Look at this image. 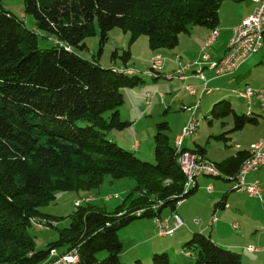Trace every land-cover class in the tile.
Returning a JSON list of instances; mask_svg holds the SVG:
<instances>
[{
  "label": "trees",
  "instance_id": "16d2710c",
  "mask_svg": "<svg viewBox=\"0 0 264 264\" xmlns=\"http://www.w3.org/2000/svg\"><path fill=\"white\" fill-rule=\"evenodd\" d=\"M23 1L24 14L34 17L35 30L28 29L24 17L5 9L0 0V264H54L71 250L79 257L75 264H126L120 259L122 228L136 219L155 220L165 208L174 212L197 190L200 177L237 183L253 147L221 164L204 158L199 148L201 156L192 154L211 163L218 176L202 174L195 188H186L180 158L189 152L173 144L166 134L168 122L157 124L154 163L107 138L109 132L129 126L121 121L120 108L126 103L127 89L139 87L144 79L120 66L103 67L99 59H86L79 52L88 49L86 39L95 36L97 29L99 55L114 29L130 33V45L146 36L153 51L174 49L191 27L216 30L219 9L226 0ZM37 32L49 34L58 44L40 48ZM113 57H118L117 51ZM130 57V51L119 56L123 66ZM150 71V78L160 77L161 71ZM212 115L217 120L233 115L234 131L255 120L238 116L227 101L216 104ZM188 136L182 133V139ZM50 160L46 170L57 167L67 176L63 169L69 168L73 175L67 180L45 179L44 163ZM108 176L133 179L138 185L134 189H142L127 198L128 209L122 204L107 212L89 203L96 199L89 195ZM58 191L89 195L79 199L84 201L76 205L69 228L56 227L60 239L37 250L30 228L37 217L47 216L42 209L56 199ZM184 249L194 253V264H245L239 252L215 244L204 233H194ZM249 249L264 253V247ZM100 252L108 255L99 260ZM150 261L172 264L167 252L155 253ZM135 264L144 263L140 259Z\"/></svg>",
  "mask_w": 264,
  "mask_h": 264
},
{
  "label": "crops",
  "instance_id": "0c3cea01",
  "mask_svg": "<svg viewBox=\"0 0 264 264\" xmlns=\"http://www.w3.org/2000/svg\"><path fill=\"white\" fill-rule=\"evenodd\" d=\"M256 7L257 5L253 0H226L219 9V25L217 27L220 29V31H218L219 37L211 47L206 50L203 49L210 35L216 30L212 32L210 28L205 27L207 30L200 31L206 37H201L198 41L193 42L190 47L173 50L174 54L164 56L165 64L161 70L160 77H158V79H150L152 81H157L164 78L173 82V85L172 83L166 84L165 88L167 93L164 91V93L160 94L151 93L152 98L149 101L150 104H148L145 99V92H141V94H143L141 98H139L140 90L137 88L129 93H127L128 91L126 92V101H130V104L132 103L130 93L133 92L132 95L135 99L139 98V100L142 99L145 101L148 111L154 108L155 103L164 106L168 110L176 106L179 109L187 111L189 118L188 120L186 118L183 120V128H186V125H188L191 120L198 121L195 117L196 111L199 106L202 105L205 98L208 96L212 97L213 100L209 107L212 116V119L208 122L209 130L217 129L222 133L210 135L207 142L210 139H214L233 145H225V148L221 151V155L211 152L207 144L202 145L197 142L200 139L198 132L202 125V123L199 125L200 121H198V123L196 122L198 125V132L191 135L195 137L194 140L186 143L188 137L182 139V134L179 137L173 134L174 145L179 148V150H187L189 153H196L201 156L199 152H197L199 148H201L204 150V158L221 164L231 156H234L238 151H248L260 141L264 142V119L262 117L260 101L253 99L249 104L238 95V93L247 86L253 89L264 88V41L259 52L242 62L232 75L217 77L213 71L208 69L205 63H201V57L206 53L212 61H219L225 56L232 31L235 27L239 26L245 18L252 15ZM194 32H196V30ZM176 62L184 64L199 62L200 64L194 65L192 70L186 75L175 78L178 68ZM199 73H202L201 75L206 79V88L208 90L206 92L204 90L205 82L197 78ZM189 85L193 86L196 90L195 96L191 95L186 90V86ZM149 87L157 89L160 86L159 84H152V82H150ZM153 98H155V100L152 104ZM222 101L229 102L231 108L238 116H246L255 120L246 124L243 129L234 131L235 118L233 115L226 117V119L228 118L226 121H223V119H213L212 110L216 104ZM240 105L241 107H239ZM230 117L232 118V122L229 120ZM215 122L220 123V125H218L220 127L215 126ZM136 146L138 149H136ZM136 146L133 147L134 150H139L140 145L137 144ZM246 181L248 183H253L255 181L259 182L263 188V197L261 199L251 197L245 191H237L234 189L236 181L222 178L213 179L200 177L198 179V188L194 194L202 190L204 191L205 198H201L197 195L192 197L193 194L186 201L179 203L174 212H163L162 217L164 216V220H167L169 226H171L174 224L175 216H178L183 221V224L188 226L187 230L190 233L197 231L195 233L199 232L209 235L215 244L239 252L245 260V264H264V254L250 253L248 251V247L252 252L254 251L252 249L254 247H264V166L258 171L248 174ZM211 185L213 186V192L210 194L207 187ZM198 202L199 206L195 204ZM185 206H190L188 212H182V208ZM195 212H197L196 214L202 213L201 218H203V222L201 218H198L200 220L199 225L193 226L191 223L192 218L196 216V214H194ZM213 215L217 216L218 221L215 224H211V222L209 224L210 218ZM198 227L199 229H196ZM148 230V237L145 241L157 240V242L153 243V249L147 250L148 256L152 258L155 253L161 252H167L169 254L171 242L167 241V239H169L168 237H160L157 235L155 220H153L152 223L150 222ZM152 241L147 242V244ZM143 243L144 242H139L137 246H134L138 248L141 247ZM141 260L143 261V259ZM179 261H181L182 264L186 261V264H188L187 260H183L182 258L178 260L174 259L171 263L176 264V262Z\"/></svg>",
  "mask_w": 264,
  "mask_h": 264
},
{
  "label": "rangeland",
  "instance_id": "374dc122",
  "mask_svg": "<svg viewBox=\"0 0 264 264\" xmlns=\"http://www.w3.org/2000/svg\"><path fill=\"white\" fill-rule=\"evenodd\" d=\"M2 4L5 9L14 12L20 17L23 16L26 21L27 28L30 30H35L34 17L31 15L24 14V1L23 0H2ZM195 30L196 32H194ZM200 30H207V29L205 27H200V26L191 27L189 34L184 33L179 37V44L176 48L160 49L158 51H153L150 49L149 41L146 36L140 37L132 45H130V38H131L130 33H124L120 29H114L109 35V41L103 47L104 49H103L102 54L99 55L100 37H99V30L97 29V33L95 36L86 39V44L88 46V49L85 50L84 52H79V53L81 54L82 57L89 59V60H92L93 58L99 59L100 64L103 67L109 68L113 66H120L119 68L123 69L122 71H126L129 74L140 75L144 79L145 83H142L139 87H136V88L140 90L139 98L143 96V94H141V92L143 91L145 92L144 93L145 99L148 102V99H149V97H147L148 94L150 93L160 94L164 92L167 93V90L165 88L166 84L172 83L173 85V82L168 81L164 78L159 79L157 81H152L150 79V73H151L150 70L153 67H155L154 61L156 57L160 56L163 61V64L153 69L155 70L159 69V71H161L165 64L164 56H169L170 54H174L173 50H176V49L179 50V48L184 49L185 47H190L193 42L198 41L201 37H206L203 35V33ZM216 30L220 31L219 28H217ZM37 33L39 35L38 46L40 48H49L52 45H54V43L58 44L57 41L55 42V40H53V38H49V34L45 32H37ZM116 51L118 52V57L114 58L113 53ZM125 51L131 52V57L129 59V62L127 63V66H123L122 65L123 61L121 58H119V56H122L123 52ZM177 65H178V68H177L176 74L177 72H179L183 75H186L193 68L191 66V63L184 64V63L178 62ZM199 74L197 78L205 82L204 90L206 92L208 91L206 88V79L201 76L202 73H199ZM150 82H152V84H159L160 87H158L157 89H153L149 87ZM127 90H128L127 93H129L133 89H127ZM188 92L191 95H194V96L196 95V90H194V93H192L191 91H188ZM130 94H131L132 103L130 104L129 103L130 101L129 102L126 101V103L120 108L121 121L129 122V126L121 130L115 129L112 132H109L107 134V138L109 140L111 139V140L116 141V143L120 147L135 153V155L138 156L140 159L146 162H149V163H154L155 162L154 160V138L157 133V124H160L162 122H168L169 130L166 132V134L169 136L173 144H175L173 134L176 137L181 136L185 128V127L183 128V125H184L183 120L185 118L188 120L189 114L187 113V111L183 109H179L176 106L173 107V109L168 110L164 106L158 105L157 103H155L154 108L152 110L148 111V108H146L144 100L142 99L139 100V98L135 99L132 95L133 92ZM154 100L155 98H153L152 104ZM212 100H213L212 97H209V96L205 98L202 102V105H200L198 110L196 111L195 117L196 119H198V121H200L199 125L200 123H202V125L199 128V132L197 131L198 127L196 126L195 127L196 131L193 134H196L198 132L200 135V139L197 142L202 145L207 144L208 149L211 152H214L217 155L219 154L221 155V151L223 148H225V145H233V144H228L227 142L225 143L223 141H217L214 139H210L207 142L208 137L210 135L222 133V132H219V130L217 129L209 130L208 122L209 120L212 119L211 109H209V107L211 105ZM239 107H241V105ZM227 119L224 118L223 121H226ZM229 120H231L232 122L231 117L229 118ZM198 121H195V123L196 122L198 123ZM214 124L215 126L220 125V123H217V122H215ZM194 139H195L194 136L188 137L186 139V143ZM137 144L140 145V149L134 150L133 147L136 146ZM136 149H138L137 146H136ZM227 149H230V148H227ZM262 149H264V145L262 146ZM51 163H52V160L48 161L47 163H44L43 176L45 177V179L51 178V181L54 179L67 180L66 178H68V176L73 175L71 169L69 170V168L63 169L68 172L67 176H63L62 175L63 173L61 174L60 169L57 167L51 168L50 171L46 170V167H50ZM52 165L55 166L54 164ZM136 186L138 185L136 181L133 179L114 180L110 176H108L106 177L102 186L98 190L93 191L90 195L88 193L86 194V193H81V192L80 194L82 195H80L76 191L56 192L55 193L56 199L42 209V211L47 216L37 217L36 224L30 228V234L35 239L36 249L45 250L48 244L58 241L60 239V234L58 230L56 229V227L58 226V229H66L70 227V224L72 223L71 218L74 215V212L76 211V207H77L76 203L80 201L79 200L80 198L86 197L88 195L96 198L94 201H91L89 203L97 208L105 209L107 212L115 211L122 204H125L124 209H128V207L130 206V200L127 198L130 197V194L140 193V191L142 190V189L135 190L134 188ZM196 195L201 198H205L204 191L202 190H200L199 193L198 192L195 193L192 197ZM132 197L136 198L137 194H134ZM195 204L199 206V202ZM189 210H190V206H185L182 208V212H188ZM163 212L172 213L170 208H165L162 211V213ZM162 213L160 216H158L155 219V225H156L157 235H159L160 237H168L169 239H167V241L171 242V246H169L170 260L172 261L174 259L178 260L182 258L183 260H187L188 264H194V261H195L194 253L191 251H188L187 249H184V244L188 240H190L193 234L197 231L190 233L187 230L188 226L186 224H183L184 226L176 229V218L178 216H175L174 224L169 226V222L167 220H164V216L162 217ZM196 213L197 212H195L194 214ZM201 215L202 213H198L196 214V216L192 218L191 224L193 226L199 225L200 222L196 223V219L198 218L200 219ZM212 218L213 216L210 218L209 224ZM56 219H58L60 223H58ZM179 219L181 220V218ZM153 220H154L153 218L136 219L131 224H129L125 228H122L119 231V238L123 244V251L120 255L121 256L120 259L123 262L125 261L124 263L135 264V262L140 259H143L144 264H149L151 262L150 261L151 258L150 256H148L147 250L148 249L152 250L153 243L157 242V240H154V239H153L154 241L152 240L145 241V240L148 237V232H149L148 228H149L150 222L152 223ZM201 220L203 222V218H201ZM196 229H199V227ZM149 241H152V242L147 244V242ZM139 242H144V243L141 247L137 248L136 246L137 244H139ZM64 249L65 247H62L59 249V251L57 250V252L60 253V251H63ZM74 252L76 251L71 250L65 254H61V256L62 258L66 256H71L72 254H74ZM107 255L108 254L106 252H100L97 257L99 258V260H102ZM184 262H185L184 264H186V261ZM176 264H182V262L179 261V262H176Z\"/></svg>",
  "mask_w": 264,
  "mask_h": 264
},
{
  "label": "built area",
  "instance_id": "2783aa9c",
  "mask_svg": "<svg viewBox=\"0 0 264 264\" xmlns=\"http://www.w3.org/2000/svg\"><path fill=\"white\" fill-rule=\"evenodd\" d=\"M253 1L257 5L255 11L252 15L243 20L240 26L236 27L232 31L225 56L219 61H212L209 58V55H207L206 53L201 58V63H205L208 69L213 71L217 77H225L234 74L242 62L259 52L262 47V40H264V36L259 35V28L264 27V0ZM218 37L219 36H216V38L208 40L203 49L206 50L211 47L218 39ZM154 64L155 67L161 66V64H163V61L157 60ZM199 64V62H195L191 63V66L193 67L194 65ZM182 75L183 74L177 72L175 78H179ZM186 90L194 93L195 89L190 85L186 87ZM238 95L249 104L253 99H257L258 101H260L262 116L264 117V88L247 89L245 87L238 93ZM147 97H149L148 104H150L149 101L152 98V94H148ZM196 126L198 125H196L195 121L191 120L184 129L183 136L185 137L188 135H192L196 131ZM263 145L264 143L260 141L253 147L252 158L244 164L241 171L239 172L235 187L236 190L245 191L251 197L255 198L262 197L263 188L260 186L258 181L248 183L246 181V177L248 174L257 171L264 166V151L262 149ZM185 162L190 167V177L188 185H196V178L198 177V173H200L202 170L218 171L211 163L205 162L201 157L194 154H191V158L189 159V161ZM207 190L209 193H211L213 191V186H209ZM81 203L82 201H78L76 205H79ZM217 221L218 218L214 216L211 220V224H215ZM199 222L200 220L196 219V223ZM182 226L183 222L177 217L176 229L181 228ZM78 259V254L74 252V254H72L71 256L63 257L57 260V262H55L54 264H66L68 262L78 261Z\"/></svg>",
  "mask_w": 264,
  "mask_h": 264
},
{
  "label": "bare ground",
  "instance_id": "6f19581e",
  "mask_svg": "<svg viewBox=\"0 0 264 264\" xmlns=\"http://www.w3.org/2000/svg\"><path fill=\"white\" fill-rule=\"evenodd\" d=\"M259 35H261V36H264V27L263 28H259ZM216 36H219V32L216 30V31H214L211 35H210V37L208 38V40H211V39H214V38H216ZM207 40V41H208ZM263 41L264 40H262V44H263ZM157 60H161L162 61V59H161V57L160 56H158V57H156V59H155V61H157ZM154 61V62H155ZM180 61V60H179ZM157 67H159V66H157ZM157 69V68H156ZM158 71H159V69H158ZM157 74V73H156ZM183 76V75H182ZM182 76H180V77H182ZM247 89H253L252 87H249V86H247L246 87ZM197 121V120H196ZM189 137V136H188ZM180 140V139H179ZM182 146V145H181ZM191 158V154L190 153H185V154H183L182 155V158H180V164H181V167L183 168V170H184V172H185V174H186V181H187V183H186V188H195L196 187V185H188V182H189V177H190V167L188 166V164L185 162V161H189V159ZM205 173H207V174H209L210 175V177H211V175H217L218 176V171H210V170H202L200 173H198V176H200V175H202V174H205ZM203 176V175H202ZM206 176V175H205ZM93 201V200H92ZM79 205H81V204H79ZM78 261H73V262H68V263H66V264H75V263H77Z\"/></svg>",
  "mask_w": 264,
  "mask_h": 264
}]
</instances>
